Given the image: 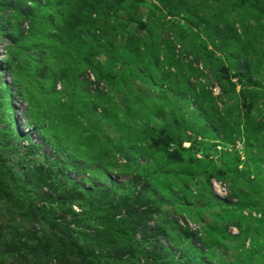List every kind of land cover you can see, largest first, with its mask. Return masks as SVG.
<instances>
[{
  "label": "rangeland",
  "instance_id": "rangeland-1",
  "mask_svg": "<svg viewBox=\"0 0 264 264\" xmlns=\"http://www.w3.org/2000/svg\"><path fill=\"white\" fill-rule=\"evenodd\" d=\"M0 157L5 264H264V0H0Z\"/></svg>",
  "mask_w": 264,
  "mask_h": 264
},
{
  "label": "trees",
  "instance_id": "trees-1",
  "mask_svg": "<svg viewBox=\"0 0 264 264\" xmlns=\"http://www.w3.org/2000/svg\"><path fill=\"white\" fill-rule=\"evenodd\" d=\"M17 6L15 5V6H13V8L14 9H17L16 8ZM27 34L29 33V32H26ZM28 39H30V38H28ZM227 83H228V80L227 79H225V78H219L218 80H217V85L219 86V89L221 90V91H225V88H226V86H227ZM21 160V159H20ZM0 163L4 166V164H5V160L4 159H1V157H0ZM7 169V168H6ZM11 172V171H10ZM18 234L16 233V236H17ZM28 236V235H27ZM5 248L8 250V247H4V246H1L0 247V257H2V258H6V256L5 255H10V257L12 258V254H13V252L15 251L14 249H12V250H8V252L5 250ZM1 260H3V259H1L0 258V264H5L4 263V261H2L1 262ZM25 260V259H24ZM25 262L27 263V261L25 260ZM11 264H14V262L13 263H11Z\"/></svg>",
  "mask_w": 264,
  "mask_h": 264
}]
</instances>
